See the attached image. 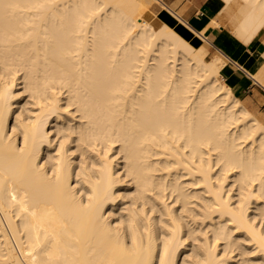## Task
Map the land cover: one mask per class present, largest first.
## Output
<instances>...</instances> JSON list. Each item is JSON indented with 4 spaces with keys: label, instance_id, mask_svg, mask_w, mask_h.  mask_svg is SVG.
<instances>
[{
    "label": "bare ground",
    "instance_id": "obj_1",
    "mask_svg": "<svg viewBox=\"0 0 264 264\" xmlns=\"http://www.w3.org/2000/svg\"><path fill=\"white\" fill-rule=\"evenodd\" d=\"M153 1L0 0V264H264V120Z\"/></svg>",
    "mask_w": 264,
    "mask_h": 264
},
{
    "label": "crops",
    "instance_id": "obj_2",
    "mask_svg": "<svg viewBox=\"0 0 264 264\" xmlns=\"http://www.w3.org/2000/svg\"><path fill=\"white\" fill-rule=\"evenodd\" d=\"M174 2L175 0L153 1L148 8V16L164 19L190 41L204 42L205 40L209 42L211 54H222L225 59V63L219 71L220 77L227 84L229 83V86L231 85L233 94H236L235 96L248 110H252L251 112L257 118L264 120V87L262 82L254 77L262 74L264 65L262 57L264 29L261 34L244 44L229 34L228 28L225 26L226 18L222 13L217 12L212 0H177ZM211 20L220 22V26L212 25ZM200 34L202 35L200 36Z\"/></svg>",
    "mask_w": 264,
    "mask_h": 264
},
{
    "label": "rangeland",
    "instance_id": "obj_3",
    "mask_svg": "<svg viewBox=\"0 0 264 264\" xmlns=\"http://www.w3.org/2000/svg\"><path fill=\"white\" fill-rule=\"evenodd\" d=\"M146 18H147V16H146ZM191 42L194 43V44H197V43H198V42H193V41H191ZM210 55H212V54H211V51H210Z\"/></svg>",
    "mask_w": 264,
    "mask_h": 264
}]
</instances>
